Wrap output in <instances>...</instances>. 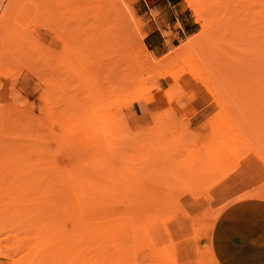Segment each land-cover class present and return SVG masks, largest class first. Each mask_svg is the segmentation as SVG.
<instances>
[{
    "label": "rangeland",
    "instance_id": "1",
    "mask_svg": "<svg viewBox=\"0 0 264 264\" xmlns=\"http://www.w3.org/2000/svg\"><path fill=\"white\" fill-rule=\"evenodd\" d=\"M197 1L157 57L135 0H0V264H218L264 198V0Z\"/></svg>",
    "mask_w": 264,
    "mask_h": 264
},
{
    "label": "crops",
    "instance_id": "2",
    "mask_svg": "<svg viewBox=\"0 0 264 264\" xmlns=\"http://www.w3.org/2000/svg\"><path fill=\"white\" fill-rule=\"evenodd\" d=\"M182 3L135 0L134 9L145 22L144 48L157 57L168 54L184 35L193 33L194 22L184 16ZM193 105L194 119L208 117L211 102L206 93L199 91ZM210 244L218 264H264V198L245 197L229 203L214 224Z\"/></svg>",
    "mask_w": 264,
    "mask_h": 264
},
{
    "label": "bare ground",
    "instance_id": "3",
    "mask_svg": "<svg viewBox=\"0 0 264 264\" xmlns=\"http://www.w3.org/2000/svg\"><path fill=\"white\" fill-rule=\"evenodd\" d=\"M203 1V0H202ZM215 1V0H214ZM213 1V2H214ZM100 2V1H99ZM187 2H188V4H189V6L190 7H195V8H197L198 9V11H199V15H198V19L199 20H201V21H203V22H205L206 23V11H205V9L203 8L204 7V4H203V6H202V3H200V1H197V0H187ZM101 4V3H100ZM105 5V4H104ZM99 7V6H98ZM100 8V7H99ZM105 8V7H104ZM7 10H9V9H7ZM5 13H6V11H4ZM9 12V11H8ZM100 13V12H99ZM7 14V13H6ZM5 15V14H4ZM8 17V16H7ZM2 18V17H1ZM2 21H4V20H2ZM1 21V22H2ZM6 21V20H5ZM107 25V24H106ZM116 29H117V27H116ZM119 29V28H118ZM117 29V30H118ZM110 30V29H109ZM3 31V30H2ZM119 31H120V29H119ZM117 33V32H116ZM121 34V33H120ZM168 34V33H167ZM166 34V35H167ZM102 35V34H101ZM111 35V34H110ZM113 35V34H112ZM168 36V35H167ZM104 37V36H103ZM143 48H144V44H143ZM199 48V47H198ZM200 49H202V48H200ZM144 50L145 51H147V49H145L144 48ZM192 51H195L196 52V50H194V49H191V51H190V53H188L187 55H190V54H193V52ZM199 53V52H198ZM197 53V54H198ZM198 56H199V54H198ZM16 63H18V62H16ZM215 85V84H214ZM216 88H217V86H215ZM16 89V88H15ZM51 96V95H50ZM18 99V98H17ZM59 102H61V101H59ZM24 104V103H23ZM70 130V129H69ZM63 134V133H62ZM61 135V134H60ZM68 135H70V134H68ZM66 144V143H65ZM223 146H221L220 145V147H222V149H220V147H218L219 149H220V151H219V153H222V152H224V151H226L228 148H226V147H228V146H230L229 144L226 146V144L224 145V144H222ZM70 146V145H69ZM226 146V147H225ZM223 147H225V148H223ZM76 148V147H75ZM218 148H216V150H218ZM66 149H68V148H66ZM71 149V148H70ZM72 150V149H71ZM229 151H231V152H233L234 154H235V151H236V149H234V148H232L231 146H230V148L228 149ZM7 151V150H6ZM73 151V150H72ZM3 158H4V156H2ZM31 161V160H30ZM23 162V161H22ZM67 162V161H66ZM65 162V163H66ZM33 163H35L34 161H33ZM5 164V163H4ZM28 164V163H27ZM70 164V163H69ZM71 165V164H70ZM1 166H3V165H1ZM7 166V165H6ZM68 166V165H67ZM66 167V166H65ZM64 167V168H65ZM73 167V166H72ZM21 169H23V168H21ZM29 170V169H28ZM68 170V169H67ZM69 171H70V169H69ZM72 172L70 171V174H71ZM74 173V172H73ZM71 176V175H70ZM72 176H73V174H72ZM3 177V176H2ZM70 179V178H69ZM72 179H73V177H72ZM4 184V183H3ZM66 200V199H65ZM62 203V202H61ZM148 213V212H147ZM162 215V214H161ZM160 218V217H159ZM84 227V226H83ZM91 229V228H90ZM127 238H129V237H127ZM142 238V237H141ZM130 239V238H129ZM125 244V243H124ZM138 247V246H137ZM122 248V247H121ZM126 248V247H125ZM128 248V247H127ZM139 248V247H138ZM142 248V247H141ZM143 250V249H142ZM127 252V251H126ZM134 252V251H133ZM132 252V253H133ZM128 253H129V251H128ZM127 253V254H128Z\"/></svg>",
    "mask_w": 264,
    "mask_h": 264
}]
</instances>
